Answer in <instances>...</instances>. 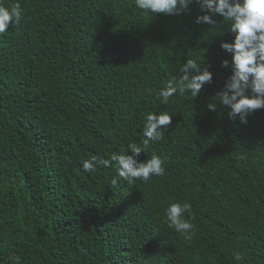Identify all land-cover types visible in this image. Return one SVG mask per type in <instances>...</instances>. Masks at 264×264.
Here are the masks:
<instances>
[{
    "label": "trees",
    "instance_id": "1",
    "mask_svg": "<svg viewBox=\"0 0 264 264\" xmlns=\"http://www.w3.org/2000/svg\"><path fill=\"white\" fill-rule=\"evenodd\" d=\"M17 3L20 23L0 34V264H264V109L246 124L207 109L232 74L230 22L195 23L196 3L156 16L134 0H0ZM187 59L213 82L163 104ZM163 111L172 125L139 159L159 155L164 176L84 171ZM173 202L192 205L190 239L165 222Z\"/></svg>",
    "mask_w": 264,
    "mask_h": 264
},
{
    "label": "clouds",
    "instance_id": "2",
    "mask_svg": "<svg viewBox=\"0 0 264 264\" xmlns=\"http://www.w3.org/2000/svg\"><path fill=\"white\" fill-rule=\"evenodd\" d=\"M196 3L202 12L195 23L217 26L215 17H223L230 22V32L235 34L233 42H221L220 47L232 54L231 75L224 87L207 104V109L215 111L218 104L230 110L228 118L247 123V117L257 110L264 109V0H134L135 8L145 14L181 15L190 11V5ZM22 19L20 4L6 7L0 4V34L7 32ZM222 66L229 67V60L224 59ZM181 77L169 79L166 87L160 89L157 99L168 104L170 98L179 94L190 93L197 98L206 84L213 82V72L204 64L201 66L194 59H187L180 67ZM140 143L127 145V151L114 152L106 159L95 156L83 161L85 172L92 173L97 167H115L120 180L133 185L136 181L148 182L152 177L165 175L164 160L156 153L150 159L141 161L142 153L147 154L150 143L163 139L164 131L172 125L173 116L167 111L150 112L145 116ZM113 184L117 183L114 179ZM192 205L188 202L170 203L164 210L165 222L185 239L191 238L194 225L186 214L191 213ZM239 260V255L236 256Z\"/></svg>",
    "mask_w": 264,
    "mask_h": 264
}]
</instances>
